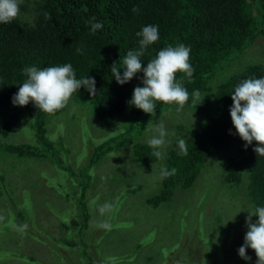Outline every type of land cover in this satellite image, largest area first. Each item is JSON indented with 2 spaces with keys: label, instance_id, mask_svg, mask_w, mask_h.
Wrapping results in <instances>:
<instances>
[{
  "label": "trees",
  "instance_id": "16d2710c",
  "mask_svg": "<svg viewBox=\"0 0 264 264\" xmlns=\"http://www.w3.org/2000/svg\"><path fill=\"white\" fill-rule=\"evenodd\" d=\"M134 7L139 11L133 12ZM19 8L25 11L30 9L32 16L23 19L19 12L11 23H0V115L5 105L13 104L12 98L26 82L25 67L43 69L71 64L77 79H95L96 94L92 95L84 87L78 89L73 94L75 106L84 113V118L80 121L74 112L70 118L63 120L66 125L72 121V128L78 127V141L87 150L85 159L80 160L76 167L69 159L70 148L65 145L63 136L50 125L56 114L68 107L48 114L30 101L22 109L24 121L20 120V109L9 118L2 119L1 135L7 137L8 129L18 123L21 130L27 128L30 131V138L34 142L3 140L0 141V153L4 151L19 158H36L40 162L48 159L53 170L52 167L40 169L46 195L50 196V190L63 193V180L71 178L75 181L74 186L78 187L73 213L81 218L77 229L68 224V219L65 220L68 236L63 240L52 237L51 243L40 240L32 232L35 226L25 228L10 209L13 198L9 191L13 190L10 183L17 173L10 175L0 169V212L4 207L7 210V218L2 222L0 220V228L4 227L9 232L13 230L19 235L17 247L11 246L15 252L0 250L2 258L11 256L23 264H111L110 261L116 258L101 255L97 247L90 250L88 240H85L91 217L86 194L93 185V170L104 161L100 162L103 156L120 159L121 155L117 153L130 144L134 160L140 165L155 162L158 158L153 155L154 149L148 141H138L136 138L159 117V113L176 105L156 102L152 114L133 106L131 118H127L130 127L105 140L92 131L97 124L96 119L86 116L91 115L90 109L92 115L105 119L126 112L122 100L138 87L136 82L143 84L144 73L140 71L130 82L120 85L110 67L117 63L123 74V58L129 50L139 49L140 38L136 33L147 25L158 26L159 39L148 46L141 57L142 68L147 67V63L163 48L183 44L190 48L189 63L194 73L191 78L177 73V80L187 89L189 100L184 105L187 111L181 112L180 120L174 126L176 132L171 135L162 156L164 169L170 172L174 168L175 174L161 179L160 191L147 197L146 204L157 207L172 199L176 187L190 188L209 159L221 150H229L225 182L240 183L243 175L248 173V201L255 209L264 207V156L254 151L261 145L254 140L245 147L247 142L237 133L230 115L235 87L249 78H264V60L242 63L245 50L248 51L257 40L264 42V0H21ZM45 13L49 14L50 19H45ZM90 21L102 23L103 27L93 32ZM231 64L238 65V70L231 72L226 68ZM195 90H199L200 97L194 103L192 94ZM190 117L195 120H188ZM182 120L186 121L183 123ZM59 121L58 118L55 126L61 128ZM132 128L136 131H131ZM181 139L185 141L186 154H181L178 144ZM78 151H83V147L79 146ZM39 168V165L35 167ZM121 176L115 170L106 178L119 179ZM26 180L22 177L18 187L22 182L23 193L28 196V184H33ZM128 187L121 191L125 198L129 196ZM130 187L132 191L135 189L134 186ZM72 197L71 194L70 199ZM24 201L30 203L28 198ZM95 207L108 216L110 227L103 228L102 232L117 226L122 221L119 216L126 214L128 218L131 217L127 202L122 207L123 213L119 212L121 206L115 202ZM114 220H118L117 223H113ZM25 234L45 243L50 250L36 256L22 253ZM233 235L237 238L238 230H234ZM222 237L216 240L214 248H202L203 255L216 259V253L220 254L219 249L216 251L217 245ZM21 240L24 241L23 245H20ZM0 247L4 248L3 245ZM124 256L129 257V254ZM97 257H101V260H97ZM248 257L251 259L246 264L258 258L254 250L249 251ZM240 263L244 264L243 261Z\"/></svg>",
  "mask_w": 264,
  "mask_h": 264
},
{
  "label": "rangeland",
  "instance_id": "374dc122",
  "mask_svg": "<svg viewBox=\"0 0 264 264\" xmlns=\"http://www.w3.org/2000/svg\"><path fill=\"white\" fill-rule=\"evenodd\" d=\"M23 19L32 16L31 10H21ZM255 60H264V42L257 40L248 51L242 54V63L254 62ZM245 61V62H244ZM241 62V61H240ZM232 71L238 70L239 66L231 64L226 67ZM136 85L142 87L143 84L136 82ZM68 107L63 112L56 114L53 123L50 124L57 129V134H61L65 145L70 148L69 159L72 164L77 166L80 160H84L87 150L83 144L78 141V127H71L70 124L64 123V118L69 117L74 112L80 121L84 118L83 112L75 106L73 95L70 98ZM178 107L177 105L168 108L166 117L157 120V118L147 125L143 132L139 134L136 140L149 141L153 136H159L161 126L165 132V144L158 149L162 156L166 147H168L171 135L175 134V125L180 120L182 111H187L186 107ZM23 106H15L10 103L4 106L0 115V123L2 119H7L13 112L20 109V120L24 121ZM63 109H60L62 111ZM189 112H191L189 110ZM91 115L86 116L92 118ZM198 117V115H197ZM60 119L61 128L55 126L57 119ZM184 118V117H182ZM194 121V117L188 118ZM186 120H182L184 123ZM73 125V122H72ZM74 126V125H73ZM129 122L124 117H119L111 126L112 130L101 124L92 127V131L98 137L108 139L118 133L128 129ZM117 129V131H116ZM115 130V131H113ZM131 131H136L134 128ZM8 136L4 137L0 134V141L7 142H34L30 137V131L25 128L21 130L16 126L8 129ZM133 138V137H131ZM82 146L83 151H78V147ZM131 155H130V153ZM121 158H112V156H103L100 163L93 170L92 187L87 191L88 207L91 211L89 225L85 232V240H88L90 250L100 249L101 255L116 256L111 264H244L247 260L239 255V248L245 243V235L248 231L246 218L249 212L255 211L254 205L248 201L246 184L248 173L243 175L240 183H226L225 168L226 162L229 160V150H221L217 155L209 159L201 169L200 174L193 181V185L188 189L176 187L173 190V197L170 201L154 207L147 205L145 199L152 194L158 193L161 189V170L164 169L165 163L163 158L157 159L146 166L140 165L134 160L131 152V144L117 153ZM106 158V159H105ZM34 158L16 157L8 152L0 153V169L6 173L13 175V180L9 190L12 195L10 209L21 225L25 228L35 226L32 232L40 237V240L51 243L50 237L63 240L68 236L65 220L68 224L77 229V225L81 220L77 217V213H73L78 194V187L74 186L75 181L71 178H65L62 182L63 193L50 190V196H47L42 187L41 171L51 168L52 165L48 159L41 162ZM39 165L40 168L35 169ZM42 167V170H40ZM53 170V167L51 168ZM115 170L122 175L119 179L106 178ZM22 175V176H21ZM25 177L33 186L28 184V196L23 193V184L18 182ZM127 176V178H125ZM59 178V174H57ZM26 180V181H27ZM128 188V197H124L121 192ZM135 189L132 191V187ZM73 197L70 199V195ZM28 198L29 204L24 199ZM14 199V201H13ZM112 202L118 203L121 208L120 213L124 212L122 208L124 203H129L131 217L126 214L119 216L122 220L117 226H112L110 230L102 232L103 228L99 227L102 223H108V216L97 211L95 206L103 207ZM249 211V212H248ZM30 214L32 218H30ZM219 215V218H217ZM2 216V217H1ZM7 218V210L5 207L0 212L1 222ZM258 216H253V223L257 222ZM114 220L113 223H117ZM110 227V225H109ZM42 230L38 231L36 230ZM234 230H238L237 238H234ZM224 231V233H223ZM101 233V234H100ZM217 245L216 251L219 249L220 254L216 253V259L207 258L201 252L204 247L214 248L216 240L221 237ZM26 238L24 254L36 256L38 254H46L50 248L39 240L31 239L28 235ZM19 238L18 233L7 231L4 227L0 228V250H11V246L17 247ZM98 238V239H97ZM97 239V240H96ZM24 241H20L23 245ZM127 247H124V245ZM250 247L247 249V256ZM15 252V251H13ZM129 257H125V254ZM11 256H0V264H23L10 258ZM211 257V256H210ZM252 259H255L253 257ZM21 261V259H17ZM101 260V257H97ZM258 258L250 264H257ZM32 264V262H27Z\"/></svg>",
  "mask_w": 264,
  "mask_h": 264
},
{
  "label": "clouds",
  "instance_id": "9594fccd",
  "mask_svg": "<svg viewBox=\"0 0 264 264\" xmlns=\"http://www.w3.org/2000/svg\"><path fill=\"white\" fill-rule=\"evenodd\" d=\"M20 2L21 0H0V23H11L17 18ZM132 11L138 12L139 9L134 7ZM44 16L45 19H50L48 13H45ZM90 23L93 32L103 27L102 23H92L91 21ZM136 35L140 38L139 49L129 50L123 58V74L115 62L110 68L115 80L120 85L130 82L138 72L143 71L144 87L138 86L132 90L129 96L124 97L122 101L126 112L110 116L107 119L99 115H92L93 119H96V123L109 128V131L112 130L111 126L119 117H124L126 122L128 116L131 118L133 106L145 113L152 114L155 111L156 102L183 108L189 100V93L182 82L177 80V73H182L188 78L193 76L194 69L189 63L190 48L183 44L175 47L169 45L160 50L157 56L147 63V67L142 68L141 57L145 54L147 47L159 39L158 26L147 25ZM23 71L27 80L12 98L15 106H26L32 101L40 111L55 114L58 110L66 107L72 95L81 87L87 89L92 95L96 94L95 79L90 77L77 79L71 64L43 69L35 66L25 67ZM192 96L195 103L200 97L199 90H195ZM232 100L234 104L230 108V115L237 133L243 141L247 142L245 147L254 140L258 142L261 146L256 147L254 151L258 155L264 156V78H249L241 82L235 87ZM168 110L159 113L157 120L165 118ZM164 136L165 132L161 126L159 136H153L148 141L149 146L154 149L153 155L158 159L162 158V153L158 149L165 144ZM178 144L181 154H186L185 141L181 139ZM175 171L174 168L170 172L167 169H162L161 177L166 178L174 175ZM225 171L227 173V167ZM253 216L259 217L255 223L252 221ZM246 224L248 231L245 235L244 245L238 250L239 255L245 260L251 259L246 254L250 247L258 257L257 264H264V207H258L255 211L249 212ZM99 227L107 228L109 225L102 223Z\"/></svg>",
  "mask_w": 264,
  "mask_h": 264
}]
</instances>
